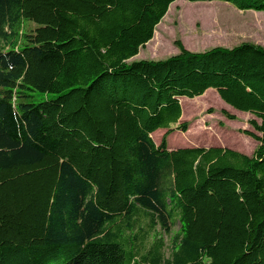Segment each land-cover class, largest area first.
I'll list each match as a JSON object with an SVG mask.
<instances>
[{
    "label": "trees",
    "instance_id": "1",
    "mask_svg": "<svg viewBox=\"0 0 264 264\" xmlns=\"http://www.w3.org/2000/svg\"><path fill=\"white\" fill-rule=\"evenodd\" d=\"M174 1L0 0V264H264V47L132 60ZM208 89L250 156L168 148Z\"/></svg>",
    "mask_w": 264,
    "mask_h": 264
},
{
    "label": "rangeland",
    "instance_id": "2",
    "mask_svg": "<svg viewBox=\"0 0 264 264\" xmlns=\"http://www.w3.org/2000/svg\"><path fill=\"white\" fill-rule=\"evenodd\" d=\"M179 41L191 52L213 47L231 48L240 43L264 47V11H240L222 2H188L175 0L155 27L152 39L139 49L132 60H160L177 53ZM182 112L178 124H188L186 132L173 131L167 137L169 149L185 147H222L250 156L257 142L243 131L252 132L249 121L253 116L238 112L224 104L217 93L208 89L193 99L180 98ZM232 115L227 119L223 113ZM174 128V127H173ZM166 130L151 134L156 145ZM172 227L171 235L178 231ZM165 257L170 253V236H163Z\"/></svg>",
    "mask_w": 264,
    "mask_h": 264
},
{
    "label": "crops",
    "instance_id": "3",
    "mask_svg": "<svg viewBox=\"0 0 264 264\" xmlns=\"http://www.w3.org/2000/svg\"><path fill=\"white\" fill-rule=\"evenodd\" d=\"M175 2V1H174Z\"/></svg>",
    "mask_w": 264,
    "mask_h": 264
}]
</instances>
